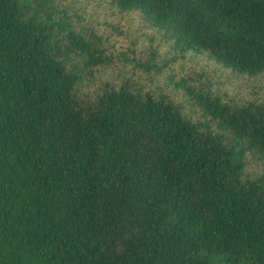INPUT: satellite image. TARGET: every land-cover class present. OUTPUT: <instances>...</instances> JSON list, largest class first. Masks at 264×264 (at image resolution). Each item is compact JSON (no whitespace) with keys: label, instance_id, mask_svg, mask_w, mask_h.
I'll use <instances>...</instances> for the list:
<instances>
[{"label":"trees","instance_id":"obj_1","mask_svg":"<svg viewBox=\"0 0 264 264\" xmlns=\"http://www.w3.org/2000/svg\"><path fill=\"white\" fill-rule=\"evenodd\" d=\"M0 264H264V0H0Z\"/></svg>","mask_w":264,"mask_h":264},{"label":"rangeland","instance_id":"obj_2","mask_svg":"<svg viewBox=\"0 0 264 264\" xmlns=\"http://www.w3.org/2000/svg\"><path fill=\"white\" fill-rule=\"evenodd\" d=\"M97 18L99 20H106L107 22L112 23L114 26L121 28L122 36L117 37V39L119 40L117 42L118 45L126 44L134 39H138V41L140 40L147 44V40L142 37V33H146L147 30L140 26V23L135 21L133 16L112 15L109 12L100 10L97 13ZM104 32L110 33L112 31L110 29H106ZM116 36H118V32H116Z\"/></svg>","mask_w":264,"mask_h":264}]
</instances>
